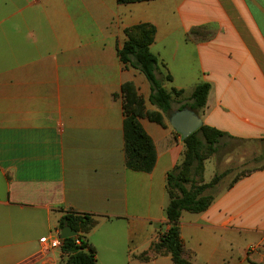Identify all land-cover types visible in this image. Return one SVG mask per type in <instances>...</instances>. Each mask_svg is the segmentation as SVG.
Masks as SVG:
<instances>
[{
	"label": "crops",
	"instance_id": "crops-1",
	"mask_svg": "<svg viewBox=\"0 0 264 264\" xmlns=\"http://www.w3.org/2000/svg\"><path fill=\"white\" fill-rule=\"evenodd\" d=\"M142 23L156 29L168 91L190 99L208 81L204 124L264 139V0H0V264H59L61 245L41 238L61 236L66 212L96 220L81 233L97 264H175L151 249L170 227L167 176L185 150L169 116L140 118L154 168L126 164L122 85L157 110L117 50ZM180 227L193 264H264V167L218 187L206 210H184Z\"/></svg>",
	"mask_w": 264,
	"mask_h": 264
},
{
	"label": "trees",
	"instance_id": "trees-1",
	"mask_svg": "<svg viewBox=\"0 0 264 264\" xmlns=\"http://www.w3.org/2000/svg\"><path fill=\"white\" fill-rule=\"evenodd\" d=\"M117 1L120 4H128L149 0ZM155 31L154 25L150 23L127 28V39L117 49L125 67L138 69L146 76L151 85L149 101L157 107V110L146 108V101L137 93L133 82L128 81L122 85L126 113V164L133 170L145 172L154 168L157 153L152 138L141 125L140 118L146 117L165 125L164 115H169L172 112L174 97H179L183 92L178 89L168 91L158 76V58L150 50ZM168 79H172L170 75H168ZM210 86L208 81L198 84L188 99L189 102L181 104L177 109L190 107L193 110L201 111L207 103ZM227 138L235 137L225 131L203 124L184 139L183 160L167 176L170 201L166 207V214L170 227L160 236V240L152 245L151 249L155 254H170L175 264H193L184 257L185 248L181 239L180 217L184 210L202 212L211 204L222 174H215L208 182L199 179L204 169V158H206L203 152L207 151L208 154L218 152L222 146V140ZM251 172L242 173L234 179L232 184ZM95 223L96 220L90 213L66 212L62 215L59 228L62 230L63 227L70 226L79 232L74 237L62 240L61 250L67 254L65 264H97L95 247L81 233L88 231ZM140 257L149 259L147 253H142Z\"/></svg>",
	"mask_w": 264,
	"mask_h": 264
},
{
	"label": "rangeland",
	"instance_id": "rangeland-1",
	"mask_svg": "<svg viewBox=\"0 0 264 264\" xmlns=\"http://www.w3.org/2000/svg\"><path fill=\"white\" fill-rule=\"evenodd\" d=\"M187 102H189L188 99L175 96L172 103V112L177 110L181 104ZM170 114L167 116H170ZM203 153L206 158H204V169L199 179L208 182L215 174H222L218 187L229 186L242 173L264 166V139L232 140L227 138L222 140V146L218 152L208 154L207 151H204ZM66 259L67 254L61 250L58 257L59 264H65Z\"/></svg>",
	"mask_w": 264,
	"mask_h": 264
},
{
	"label": "water",
	"instance_id": "water-1",
	"mask_svg": "<svg viewBox=\"0 0 264 264\" xmlns=\"http://www.w3.org/2000/svg\"><path fill=\"white\" fill-rule=\"evenodd\" d=\"M171 126L182 135V138H187L190 134L198 130L204 124L198 111L190 107H184L173 111L170 116ZM78 235V231L70 226H65L61 230V240L68 237Z\"/></svg>",
	"mask_w": 264,
	"mask_h": 264
},
{
	"label": "built area",
	"instance_id": "built-area-1",
	"mask_svg": "<svg viewBox=\"0 0 264 264\" xmlns=\"http://www.w3.org/2000/svg\"><path fill=\"white\" fill-rule=\"evenodd\" d=\"M41 241L43 243H47L50 249L54 248V247H57V246H60L62 244L61 237L49 239L48 237L43 236L41 238ZM77 242L80 243L79 240H77Z\"/></svg>",
	"mask_w": 264,
	"mask_h": 264
}]
</instances>
